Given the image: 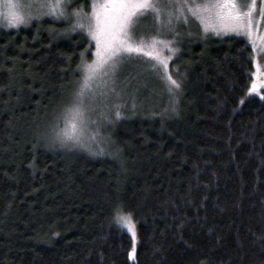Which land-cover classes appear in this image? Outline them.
Wrapping results in <instances>:
<instances>
[{"label":"trees","instance_id":"1","mask_svg":"<svg viewBox=\"0 0 264 264\" xmlns=\"http://www.w3.org/2000/svg\"><path fill=\"white\" fill-rule=\"evenodd\" d=\"M90 3L0 29V264H264V98L248 94L251 46L193 22L169 64L171 93L160 70L150 83L128 57L121 103L87 149H66L58 128L93 50L70 17ZM122 212L137 228L132 259Z\"/></svg>","mask_w":264,"mask_h":264},{"label":"rangeland","instance_id":"2","mask_svg":"<svg viewBox=\"0 0 264 264\" xmlns=\"http://www.w3.org/2000/svg\"><path fill=\"white\" fill-rule=\"evenodd\" d=\"M70 1L75 2L78 0ZM108 2L109 0H91L88 10L81 11V7L77 6L71 13L70 22L76 28L78 27L77 25H84V27L78 28H82L87 32L93 44V50L91 59L83 63L82 78L74 91L73 102H71L65 112L60 129L57 127L60 131L59 137L61 139L59 140H63L62 143L66 149L67 147L87 149L88 144L90 145V142L93 143L95 135H97L96 123L100 121V116L102 118L104 112L109 115L116 105L121 103L122 100L120 99L123 98L124 91H118L117 89V76L123 64L127 63L128 57L139 55V62L142 63V73H148L150 83L157 82L156 69L161 71V77L165 80L166 74L171 76L169 64L175 55L176 43L179 45V39L183 36V31L192 26L193 22L199 24L203 33L219 36L234 35L242 37L248 42L252 49L253 60L250 87L254 82L259 86L258 91L252 94L259 98L264 97V75H254L257 72V65L261 72L264 73V14H262L264 12V0H255V10L251 14V23L249 24L248 19L245 18L243 26L236 27L235 30H233L234 25L229 24L226 26L217 17V13L220 10L215 5L222 4L225 0H152L158 7L159 13L145 12L144 15L135 19L134 26L129 33L132 37L130 43L139 44L143 42L144 51L141 53L123 54L118 58L115 69L111 66L112 62L103 65L101 68L95 67L98 60V43L92 34L96 25L95 14H100L101 24L103 25L104 5ZM232 2L236 4V11L243 14L249 11L253 0H232ZM64 3L65 0H0V29L21 27L30 23L34 18L42 16L52 17L53 15L59 17L63 14L65 17L67 12H63ZM10 4L13 7H9ZM109 7H111L110 4ZM223 11L226 14L228 9ZM80 13L85 16L83 17ZM13 14L22 17V22L13 23L11 19ZM121 38L126 39L127 37ZM108 41L109 36L107 34L102 35L99 48H103ZM153 41H156L154 46ZM161 41L164 43H160ZM165 44L168 46L165 47ZM149 51H152L154 55H158L164 63L162 64L155 58L147 56L146 53ZM89 66L95 68V71L90 73ZM86 77H89L88 85L82 89V86L85 85ZM123 84L121 82L119 87H126ZM126 90L125 93H127ZM81 91L82 95H77ZM104 105H107L109 109H105L106 106L104 108ZM70 109L73 110L70 111ZM96 112H98V115L95 114ZM93 123L95 127H93ZM59 125L60 123L57 126ZM58 130L56 129L54 132L57 134ZM54 132L52 133L54 134ZM119 216L130 217L124 212ZM117 221L120 227L129 235L130 247L128 255L132 259L138 246L136 224L131 217L129 226H125V223L118 219ZM129 227L132 230H129ZM133 231L135 233L134 236ZM133 249L134 255H130L133 253Z\"/></svg>","mask_w":264,"mask_h":264},{"label":"snow or ice","instance_id":"3","mask_svg":"<svg viewBox=\"0 0 264 264\" xmlns=\"http://www.w3.org/2000/svg\"><path fill=\"white\" fill-rule=\"evenodd\" d=\"M109 4L111 5V7H109ZM9 7H13V5L10 4ZM215 7L220 10L217 13L218 19L225 23L226 26L229 24L234 25L235 27H233V30H235L236 27L243 26L245 18L248 19L249 24L251 23V14L255 10V0H253L249 11L243 14H241L239 11H236V4L233 3L232 0H225L224 3L217 4L215 5ZM104 9L105 12L103 25L101 24L100 14H95L96 25L95 31L92 33L93 38L96 39L98 43V60L95 67L101 68L103 65L112 62L111 66L113 69H115V67L117 66L118 58H120L123 54L141 53L144 51L143 42L139 44L130 43L132 37L129 35V33L134 26L135 19H137L141 15H144L145 12L148 11L159 13V9L156 4L152 2V0H109V2L104 5ZM224 9H228L226 14L223 11ZM262 14H264V12H262ZM193 15H195V13H193ZM11 19L13 23L22 22V17H19L15 14L12 15ZM77 26L84 27V25L82 24ZM105 34L109 36V41L106 42L103 48H99L100 37ZM121 37L127 38L122 39ZM155 43L156 41H153V46L155 45ZM160 43L164 42L161 41ZM167 46L168 45L165 44V47ZM146 55L155 58L162 64L164 63V61H161L160 57L158 55H154L152 51L147 52ZM94 71L95 68L89 66V72L91 73ZM254 75H264L258 65L257 72ZM165 78L167 80L168 91L170 93L175 89L180 88V84L170 75L166 74ZM88 80L89 77H86L85 85L82 86V89L83 87L88 85ZM258 87L259 86L257 85V83L254 82L249 88V94L256 93L258 91ZM77 95H82V91ZM72 110L73 109H70V111ZM118 114L119 113H117V115ZM117 219L121 222H124L125 226H129L130 217L118 216ZM129 230H132L131 227H129ZM134 235L135 233L133 231V236ZM130 255H134V249L133 253H131Z\"/></svg>","mask_w":264,"mask_h":264}]
</instances>
